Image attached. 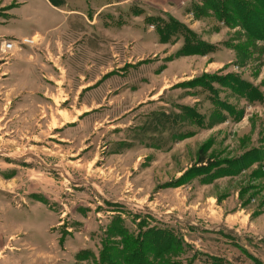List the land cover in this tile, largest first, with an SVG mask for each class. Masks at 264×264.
Here are the masks:
<instances>
[{
  "label": "rangeland",
  "instance_id": "obj_1",
  "mask_svg": "<svg viewBox=\"0 0 264 264\" xmlns=\"http://www.w3.org/2000/svg\"><path fill=\"white\" fill-rule=\"evenodd\" d=\"M24 1L0 0V264H143L155 243L156 264H264V7L182 5L184 55L161 0L109 8L97 33L44 0L23 25Z\"/></svg>",
  "mask_w": 264,
  "mask_h": 264
},
{
  "label": "trees",
  "instance_id": "obj_2",
  "mask_svg": "<svg viewBox=\"0 0 264 264\" xmlns=\"http://www.w3.org/2000/svg\"><path fill=\"white\" fill-rule=\"evenodd\" d=\"M256 2L255 3H258V4H260L261 6H263L264 7V0H255ZM210 2H212L213 4H212V9H211V11H213V12H215L216 14H218L219 16V18H220V20H224V15L226 14L225 12H233L234 13V9H232L231 7H229V5H227L225 2H224V0H206V2H205V7L204 8H206V9H208V4L210 3ZM233 2V0H230V2H228V3H232ZM235 2H236V4H238L237 5V7L235 8V11H238L237 13H246V16H249V17H251L252 16V10H254L253 9V7L254 6H252L251 4H249V3H247L246 1H243V0H235ZM245 2V3H244ZM204 8H202L201 10H204ZM249 17H247V19L249 18ZM170 21H172L173 23L176 21L174 18H170L169 19ZM175 20V21H174ZM250 19H248V21H249ZM166 28L163 30V29H159L158 31L160 32V34H161V38H162V41L164 42V43H167L168 41H170V39L172 38V36L175 34V33H180V34H182V32L179 30V28L182 30V31H186V35L184 36V38H185V41H186V44H187V47H185L186 48V52H185V54L184 55H189V54H193L194 53V48H193V45H191V44H193V43H191L192 41H193V37H192V35H194V33H192V31H190V29L185 25L184 27L186 28H184V27H180L179 26V24H177L178 26H177V29H171L172 28V26H170L169 27V25L166 23ZM181 26H183V25H181ZM248 29H249V26H247V25H245ZM262 30H260L259 32H261V34L259 35V38L258 39H260V40H264V26L263 27H260ZM183 35V34H182ZM257 35V33H255V36ZM258 36V35H257ZM191 37V40H188L189 38ZM188 42H190V46H189V48H190V51L188 52ZM204 54L203 55H206L207 53H205V52H203ZM187 111H190L189 109H187ZM191 112V111H190ZM200 161V164L201 165H203V167L205 166L204 164H207V161H206V159L204 158V157H202L201 159H199ZM258 160H260V157H259V151H257V150H253L251 153H249L247 156L245 155V157L244 158H242L240 161H236V162H233V163H229L230 165H231V168L233 167V165L235 166V167H238V169H242L243 167H245V166H249V165H251V163H253L254 161H258ZM224 164V163H223ZM223 164H220V165H217V166H214V167H212L211 168V170L212 171H214V168L215 169H218V168H220ZM213 165V164H212ZM228 169V168H227ZM202 171L201 172H203L204 170L206 171V170H208L207 168H202L201 169ZM211 170H209V172L208 173H210V172H212ZM223 170H226V169H222V168H220V171H223ZM240 170H235L234 169V171L235 172H239ZM207 173V174H208ZM201 174H203V173H201ZM144 235H145V233H144ZM154 242H156V240L154 241ZM138 245H139V248H141V245H140V241H139V239H138ZM151 249H152V251H153V253H154V255L153 256H150V258H151V261L147 258V256H144V254L142 255L143 257V259H144V263L143 264H156L155 263V258H156V256L157 257H162L163 255H164V253H162V252H160V250L162 251V249H159L158 248V246H157V244L155 243L154 244V246L152 245L151 246ZM142 252V250H139V251H136L135 252V254H137L135 257H134V259L132 260V263L131 264H135L134 262L135 261H137V263L138 262H142V259H141V257L139 256V254ZM162 262H164V263H167L165 260L163 261L162 260ZM160 263H161V261H160ZM159 263V264H160Z\"/></svg>",
  "mask_w": 264,
  "mask_h": 264
},
{
  "label": "crops",
  "instance_id": "obj_3",
  "mask_svg": "<svg viewBox=\"0 0 264 264\" xmlns=\"http://www.w3.org/2000/svg\"><path fill=\"white\" fill-rule=\"evenodd\" d=\"M162 3L164 4H167L168 6L167 7H163L162 9L165 11V12H169L171 15H168L169 19L172 17L174 18L175 20H180V18L172 13V12H182L183 9H181V6L183 5H187V4H190V2L192 0H161ZM44 2L46 3V5L51 9V10H55V12H57L58 14L60 15H63V13H69V14H73L75 13L76 15L78 14V16L81 17V20L84 21L85 24H89L87 27H89L92 31H94L95 33H97V30H98V25L100 23V18L102 17L103 15V12H106L109 8H112L113 6H117V5H123V4H129L130 0H93V5H91V9L92 11L90 12V17H88L86 15V13L84 12V10H70V11H67L65 10L66 6L69 5V1L68 0H44ZM24 8L22 10V16L23 17H15V18H18L20 20H23V25H25L26 23H32V20H29L30 19V14L29 11L27 12L25 9L26 7L28 6V0H25L24 1ZM189 6V5H188ZM184 8V7H183ZM190 8V7H189ZM193 9V8H192ZM192 9H189V16L190 15H194L193 13V10ZM70 16V15H68ZM69 23L73 22L74 20H68ZM168 22V21H167ZM180 23H182L181 21H179ZM83 24V23H82ZM184 24V23H182ZM186 25V24H184ZM37 33L38 34H45V33H52L49 29H46L45 31H40L38 30L37 28L34 29L33 33ZM160 37H161V34L160 32L158 31ZM39 36V35H38ZM173 37V36H172ZM162 39V38H161ZM171 41V40H170ZM161 42H163L161 40ZM26 76H28L29 74V71H26V73H24ZM46 249L44 248H41V251H45ZM20 256V255H19ZM18 256V257H19ZM16 256L14 257H10V260H12L13 258L16 259L18 258ZM8 258V257H6ZM4 258V260L6 259ZM21 258H24V259H28V258H31V257H28V256H21ZM6 262L7 264H12V263H8L7 260L4 261Z\"/></svg>",
  "mask_w": 264,
  "mask_h": 264
},
{
  "label": "built area",
  "instance_id": "obj_4",
  "mask_svg": "<svg viewBox=\"0 0 264 264\" xmlns=\"http://www.w3.org/2000/svg\"><path fill=\"white\" fill-rule=\"evenodd\" d=\"M35 37L23 38L20 42L18 41H3L1 43V50L3 53H11L20 49L21 46L35 44Z\"/></svg>",
  "mask_w": 264,
  "mask_h": 264
},
{
  "label": "bare ground",
  "instance_id": "obj_5",
  "mask_svg": "<svg viewBox=\"0 0 264 264\" xmlns=\"http://www.w3.org/2000/svg\"><path fill=\"white\" fill-rule=\"evenodd\" d=\"M35 38H38V36H36Z\"/></svg>",
  "mask_w": 264,
  "mask_h": 264
}]
</instances>
